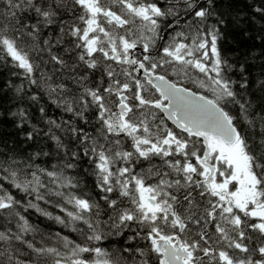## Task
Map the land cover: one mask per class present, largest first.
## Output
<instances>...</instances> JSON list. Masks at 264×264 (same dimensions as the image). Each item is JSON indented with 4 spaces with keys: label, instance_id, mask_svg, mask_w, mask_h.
Segmentation results:
<instances>
[{
    "label": "snow or ice",
    "instance_id": "1",
    "mask_svg": "<svg viewBox=\"0 0 264 264\" xmlns=\"http://www.w3.org/2000/svg\"><path fill=\"white\" fill-rule=\"evenodd\" d=\"M0 264H264V0H0Z\"/></svg>",
    "mask_w": 264,
    "mask_h": 264
},
{
    "label": "trees",
    "instance_id": "2",
    "mask_svg": "<svg viewBox=\"0 0 264 264\" xmlns=\"http://www.w3.org/2000/svg\"><path fill=\"white\" fill-rule=\"evenodd\" d=\"M57 230H60V231L62 232V234H67V235H69V238H70V239L73 237V234H71V233H66L65 230H63V229H57Z\"/></svg>",
    "mask_w": 264,
    "mask_h": 264
}]
</instances>
